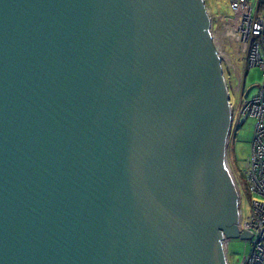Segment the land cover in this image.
<instances>
[{"label":"water","instance_id":"95a60500","mask_svg":"<svg viewBox=\"0 0 264 264\" xmlns=\"http://www.w3.org/2000/svg\"><path fill=\"white\" fill-rule=\"evenodd\" d=\"M210 24L204 0H0V264H227L252 237Z\"/></svg>","mask_w":264,"mask_h":264},{"label":"built area","instance_id":"2783aa9c","mask_svg":"<svg viewBox=\"0 0 264 264\" xmlns=\"http://www.w3.org/2000/svg\"><path fill=\"white\" fill-rule=\"evenodd\" d=\"M226 1L229 15L214 16L209 11L208 15L212 43L220 59L228 94L231 130L235 117L236 124L241 117L254 121L250 152L243 169L250 196L246 217L242 216L240 210L241 192L234 180L239 196V232L252 234L249 240L243 241L249 250L243 252L239 264H264V0ZM238 64L242 67L239 68ZM249 68H257L262 73V82L253 94L249 92L244 97L247 90L245 75ZM236 93L239 96L238 105L231 101V94ZM229 242L230 239L226 237L221 240L227 264Z\"/></svg>","mask_w":264,"mask_h":264},{"label":"rangeland","instance_id":"374dc122","mask_svg":"<svg viewBox=\"0 0 264 264\" xmlns=\"http://www.w3.org/2000/svg\"><path fill=\"white\" fill-rule=\"evenodd\" d=\"M204 3L211 15L219 16L230 14L226 0H204ZM238 66L239 68L242 67L241 64H238ZM261 82L262 73L257 68H249L245 75V90L253 86L250 91V94H253ZM231 101L234 105H238L239 96L237 93L231 94ZM235 120L232 125L231 134L226 141V148L221 160L226 162L234 180L239 185L241 192L240 210L242 216L246 217L249 211L250 196L246 190L243 169L244 161L250 152L254 121L250 118L241 117L236 124ZM248 250L249 247L245 242L238 239H231L228 245V264H239L243 252H247Z\"/></svg>","mask_w":264,"mask_h":264}]
</instances>
